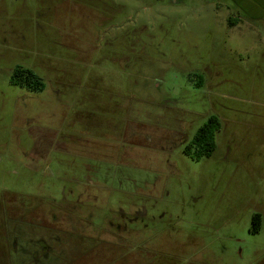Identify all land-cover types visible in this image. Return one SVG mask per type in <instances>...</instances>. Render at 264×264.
I'll list each match as a JSON object with an SVG mask.
<instances>
[{
    "label": "rangeland",
    "instance_id": "374dc122",
    "mask_svg": "<svg viewBox=\"0 0 264 264\" xmlns=\"http://www.w3.org/2000/svg\"><path fill=\"white\" fill-rule=\"evenodd\" d=\"M0 264H264V0H0Z\"/></svg>",
    "mask_w": 264,
    "mask_h": 264
},
{
    "label": "trees",
    "instance_id": "16d2710c",
    "mask_svg": "<svg viewBox=\"0 0 264 264\" xmlns=\"http://www.w3.org/2000/svg\"><path fill=\"white\" fill-rule=\"evenodd\" d=\"M10 82L15 86H20L29 91H41L43 84L40 78L34 75V73L28 69L15 68L10 77ZM221 123L214 117L207 118L205 123L198 128L192 139V147L194 149L193 157L196 159L209 156L214 150V140L216 133L220 130ZM191 146H187L185 153H190ZM255 219L252 220V224ZM254 231V229H253ZM255 232V231H254Z\"/></svg>",
    "mask_w": 264,
    "mask_h": 264
},
{
    "label": "flooded vegetation",
    "instance_id": "af4514ba",
    "mask_svg": "<svg viewBox=\"0 0 264 264\" xmlns=\"http://www.w3.org/2000/svg\"><path fill=\"white\" fill-rule=\"evenodd\" d=\"M186 148L187 147H185V149ZM254 219H255V222L252 224V227H253L254 231H257V228H258L259 223H260V218H259V216H254L252 220H254Z\"/></svg>",
    "mask_w": 264,
    "mask_h": 264
}]
</instances>
